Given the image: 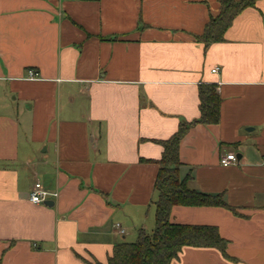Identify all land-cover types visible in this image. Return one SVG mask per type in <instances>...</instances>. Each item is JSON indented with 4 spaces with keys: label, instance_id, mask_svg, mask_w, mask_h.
I'll return each mask as SVG.
<instances>
[{
    "label": "crops",
    "instance_id": "1",
    "mask_svg": "<svg viewBox=\"0 0 264 264\" xmlns=\"http://www.w3.org/2000/svg\"><path fill=\"white\" fill-rule=\"evenodd\" d=\"M219 2L0 0V264L106 263L152 232L157 141L199 118L201 84L218 86L221 119L182 140L181 173L237 214L174 207L228 245L170 264H264V0L206 47ZM36 183L52 207L30 201Z\"/></svg>",
    "mask_w": 264,
    "mask_h": 264
},
{
    "label": "trees",
    "instance_id": "2",
    "mask_svg": "<svg viewBox=\"0 0 264 264\" xmlns=\"http://www.w3.org/2000/svg\"><path fill=\"white\" fill-rule=\"evenodd\" d=\"M258 1L220 0L219 14L210 18L203 34L196 39L206 47L224 42L226 32L235 19L246 9L255 8ZM199 101L200 116L197 120L181 123L169 139L157 141L163 153L161 159L155 162L159 165L154 184L158 198L154 203L155 226L152 232L142 229L136 241L117 244L106 263L93 260L84 261L85 264H170L185 246L216 248L227 257L228 241L221 237L216 227L177 224L170 219L176 206L219 207L237 214L224 201L223 194L199 192L189 186L193 180L191 173L182 176V140L196 125H218L221 119V97L216 84H201Z\"/></svg>",
    "mask_w": 264,
    "mask_h": 264
},
{
    "label": "built area",
    "instance_id": "3",
    "mask_svg": "<svg viewBox=\"0 0 264 264\" xmlns=\"http://www.w3.org/2000/svg\"><path fill=\"white\" fill-rule=\"evenodd\" d=\"M212 72L217 73L218 68L214 69ZM29 75H30V78H35L37 76L36 73L33 71H30ZM220 162L223 167H229V166L236 164V159L230 156H222ZM48 196H49V193L46 190H44L42 185L40 183H36L30 194V201L38 205L44 204ZM117 227L119 228V225H117ZM120 232L122 234L125 233L124 230H121Z\"/></svg>",
    "mask_w": 264,
    "mask_h": 264
},
{
    "label": "water",
    "instance_id": "4",
    "mask_svg": "<svg viewBox=\"0 0 264 264\" xmlns=\"http://www.w3.org/2000/svg\"><path fill=\"white\" fill-rule=\"evenodd\" d=\"M45 205L48 207H52L54 205V202H45Z\"/></svg>",
    "mask_w": 264,
    "mask_h": 264
},
{
    "label": "rangeland",
    "instance_id": "5",
    "mask_svg": "<svg viewBox=\"0 0 264 264\" xmlns=\"http://www.w3.org/2000/svg\"><path fill=\"white\" fill-rule=\"evenodd\" d=\"M130 239V238H129Z\"/></svg>",
    "mask_w": 264,
    "mask_h": 264
}]
</instances>
